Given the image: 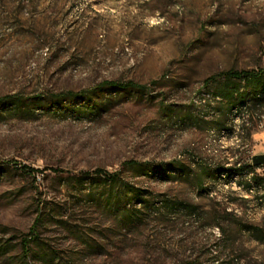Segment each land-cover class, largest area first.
Segmentation results:
<instances>
[{
  "label": "rangeland",
  "instance_id": "rangeland-1",
  "mask_svg": "<svg viewBox=\"0 0 264 264\" xmlns=\"http://www.w3.org/2000/svg\"><path fill=\"white\" fill-rule=\"evenodd\" d=\"M259 68L264 0H0V264H264Z\"/></svg>",
  "mask_w": 264,
  "mask_h": 264
},
{
  "label": "trees",
  "instance_id": "trees-1",
  "mask_svg": "<svg viewBox=\"0 0 264 264\" xmlns=\"http://www.w3.org/2000/svg\"><path fill=\"white\" fill-rule=\"evenodd\" d=\"M220 80V88L215 90L214 96L220 97L222 100H226L229 104V109L237 106L245 105L248 100H254L255 105L264 104V69H249V70H228L221 72L217 75L210 77L207 82L211 83L212 80ZM102 87H135L143 88L142 85L136 84L134 82H119V81H105L101 83ZM86 92L74 93L67 92L60 94L59 98H76L86 95ZM9 96L0 98V101H6ZM124 164L134 165L138 164L135 161H127ZM252 167V165H248ZM241 170V169H234ZM97 173H102L106 175V178H110L111 182H118L120 180V173L110 174L104 170H97ZM42 212L40 211L33 223V226L29 233H26L21 238V245L23 250V255L27 260H30L33 255V243L38 241L37 228L41 222Z\"/></svg>",
  "mask_w": 264,
  "mask_h": 264
},
{
  "label": "water",
  "instance_id": "water-1",
  "mask_svg": "<svg viewBox=\"0 0 264 264\" xmlns=\"http://www.w3.org/2000/svg\"><path fill=\"white\" fill-rule=\"evenodd\" d=\"M252 164L254 166L264 165V153L257 154L252 157Z\"/></svg>",
  "mask_w": 264,
  "mask_h": 264
}]
</instances>
